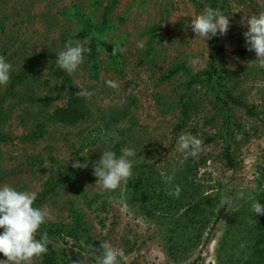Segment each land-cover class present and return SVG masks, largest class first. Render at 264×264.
Wrapping results in <instances>:
<instances>
[{
	"label": "rangeland",
	"instance_id": "374dc122",
	"mask_svg": "<svg viewBox=\"0 0 264 264\" xmlns=\"http://www.w3.org/2000/svg\"><path fill=\"white\" fill-rule=\"evenodd\" d=\"M1 217L0 264H264V0H0Z\"/></svg>",
	"mask_w": 264,
	"mask_h": 264
},
{
	"label": "trees",
	"instance_id": "16d2710c",
	"mask_svg": "<svg viewBox=\"0 0 264 264\" xmlns=\"http://www.w3.org/2000/svg\"><path fill=\"white\" fill-rule=\"evenodd\" d=\"M210 12L213 14L214 7H210ZM209 31L212 35H215L217 39H220V34L217 32L215 27V18L210 17L209 19ZM83 99L80 94L76 92L70 93V99L67 105L63 108H58L55 111L54 117L56 120L61 121L62 123H76L78 120H83L87 112H85V106L83 105ZM2 220L6 224H13L15 220L13 218H5L1 217ZM46 264H57L51 258H46Z\"/></svg>",
	"mask_w": 264,
	"mask_h": 264
}]
</instances>
